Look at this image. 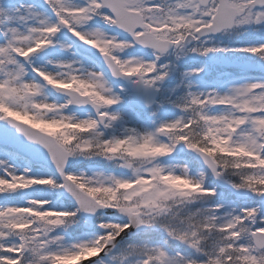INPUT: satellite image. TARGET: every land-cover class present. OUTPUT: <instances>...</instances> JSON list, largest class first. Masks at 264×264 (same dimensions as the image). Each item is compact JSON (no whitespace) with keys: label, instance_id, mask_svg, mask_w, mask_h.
<instances>
[{"label":"snow or ice","instance_id":"1","mask_svg":"<svg viewBox=\"0 0 264 264\" xmlns=\"http://www.w3.org/2000/svg\"><path fill=\"white\" fill-rule=\"evenodd\" d=\"M0 264H264V0H0Z\"/></svg>","mask_w":264,"mask_h":264}]
</instances>
